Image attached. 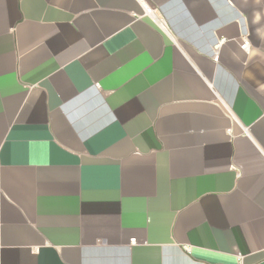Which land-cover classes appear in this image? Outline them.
<instances>
[{
    "label": "crops",
    "instance_id": "obj_1",
    "mask_svg": "<svg viewBox=\"0 0 264 264\" xmlns=\"http://www.w3.org/2000/svg\"><path fill=\"white\" fill-rule=\"evenodd\" d=\"M0 264H264V0H0Z\"/></svg>",
    "mask_w": 264,
    "mask_h": 264
},
{
    "label": "built area",
    "instance_id": "obj_2",
    "mask_svg": "<svg viewBox=\"0 0 264 264\" xmlns=\"http://www.w3.org/2000/svg\"><path fill=\"white\" fill-rule=\"evenodd\" d=\"M249 46V42H245V45L243 46L245 49Z\"/></svg>",
    "mask_w": 264,
    "mask_h": 264
}]
</instances>
